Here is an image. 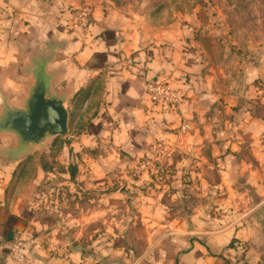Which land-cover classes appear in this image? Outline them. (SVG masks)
I'll return each instance as SVG.
<instances>
[{
  "label": "crops",
  "instance_id": "obj_1",
  "mask_svg": "<svg viewBox=\"0 0 264 264\" xmlns=\"http://www.w3.org/2000/svg\"><path fill=\"white\" fill-rule=\"evenodd\" d=\"M35 9L28 3L0 0V93L17 102L30 82L31 59L52 54L48 70L57 75L54 88L70 89V99L89 92L84 106L85 112H92L89 142L117 129L116 135L122 138L116 143L128 154L140 155L154 136L166 134L173 142L169 130L187 123L190 131L176 146L185 155L167 164L178 167L181 161L188 171L195 165L211 166L213 178L197 174V179L186 171L184 181H212L213 191L201 190L193 196L186 189L188 204L191 198H198V203L196 209L186 205L192 217L181 223L154 217L163 212L160 204H138L132 223L116 224L119 234L122 231L120 244L109 248V238L100 241L95 252L65 239L68 224L62 227L34 210L31 200L43 178L41 169L17 198L12 188L17 178L14 170L23 160L0 158V246L4 253L0 264H12L7 253L13 239L35 264H264V119L221 118L220 101L234 98L216 92L220 89L213 71H201L199 58L179 39L153 42L149 36L141 38L124 15L97 12L80 44L75 33L64 30L48 14L40 12L39 16ZM130 55L132 68L123 63ZM154 79L181 94L178 110L150 99L146 85ZM212 138V151L206 156V140ZM0 142L1 152L9 141ZM206 208L226 210L230 215L227 226L220 228L218 220L209 221Z\"/></svg>",
  "mask_w": 264,
  "mask_h": 264
},
{
  "label": "rangeland",
  "instance_id": "obj_2",
  "mask_svg": "<svg viewBox=\"0 0 264 264\" xmlns=\"http://www.w3.org/2000/svg\"><path fill=\"white\" fill-rule=\"evenodd\" d=\"M16 1L31 4L39 16L42 12L55 18L64 30L77 35L80 44H84L93 14L97 12L124 15L141 38L149 36L153 42L164 38L179 39L199 58L201 71H213L215 84L220 89L216 92L237 99L220 101L221 106L217 108L221 118L234 117L241 122L248 116L264 119V0ZM82 13L87 14L86 21ZM163 46L168 44H160ZM132 58L133 55L125 58L124 66L130 68L127 61ZM156 82L169 87L159 79L149 80L147 84ZM54 89L61 90L59 86ZM70 96L71 93L66 102L67 134L48 139L41 149L33 148L14 170L17 178L12 188L17 191V198L41 169L43 178L31 200L34 210L41 218L48 216L62 227L69 226L65 239L95 252L101 247L98 243L109 238V248L111 244H120L122 231L119 234L116 224L132 223L136 216L134 207L138 204L148 206L149 201L152 206L160 204L163 212L154 213V217L162 221H188L192 216L186 205L196 209L198 198H191L188 204L186 189L193 196L201 190L213 191L212 181L206 179L186 184L184 173L188 169L185 163L178 162V167L167 164L170 159H175L176 163L185 155L176 146L190 131L189 125L181 123L169 130L174 136L173 142L164 137L166 134L159 133L145 143L140 155H131L116 143L122 138L116 135L117 129L95 136L93 142H89L92 112L84 111L89 92L86 90L72 99ZM94 135L97 132L94 131ZM214 140H206L209 143L206 156L212 151L210 143ZM0 158L13 161L2 149ZM187 173L197 179V174L207 179L214 177L211 166L195 165ZM93 179L98 181L93 183ZM145 195L150 199H145ZM207 200L211 203V198ZM121 207H125L124 212L120 211ZM206 209L209 221L218 220L220 228L227 226L230 215L226 210ZM27 258L30 264H35Z\"/></svg>",
  "mask_w": 264,
  "mask_h": 264
},
{
  "label": "water",
  "instance_id": "obj_3",
  "mask_svg": "<svg viewBox=\"0 0 264 264\" xmlns=\"http://www.w3.org/2000/svg\"><path fill=\"white\" fill-rule=\"evenodd\" d=\"M52 54L32 58L30 82L17 102L0 93V139L9 144L3 153L13 160L43 148L48 139L67 134L66 102L70 89L55 91L57 75L48 70Z\"/></svg>",
  "mask_w": 264,
  "mask_h": 264
},
{
  "label": "built area",
  "instance_id": "obj_4",
  "mask_svg": "<svg viewBox=\"0 0 264 264\" xmlns=\"http://www.w3.org/2000/svg\"><path fill=\"white\" fill-rule=\"evenodd\" d=\"M81 17L86 21L85 18H87V14L82 13ZM127 64L131 66L132 61H127ZM146 92L154 103L162 104L168 108L176 107L180 103L182 97L178 91L171 90L168 86L160 82L148 83L146 85ZM3 254L2 246H0V259ZM7 257L12 264H30L28 258L21 252L17 239L11 241Z\"/></svg>",
  "mask_w": 264,
  "mask_h": 264
}]
</instances>
